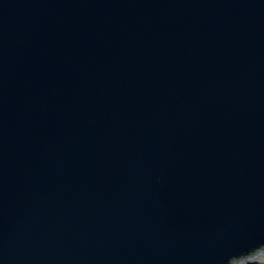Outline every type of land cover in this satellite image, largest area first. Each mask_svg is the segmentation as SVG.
Here are the masks:
<instances>
[{
	"label": "water",
	"instance_id": "water-1",
	"mask_svg": "<svg viewBox=\"0 0 264 264\" xmlns=\"http://www.w3.org/2000/svg\"><path fill=\"white\" fill-rule=\"evenodd\" d=\"M262 246L264 0H0V264Z\"/></svg>",
	"mask_w": 264,
	"mask_h": 264
},
{
	"label": "rangeland",
	"instance_id": "rangeland-1",
	"mask_svg": "<svg viewBox=\"0 0 264 264\" xmlns=\"http://www.w3.org/2000/svg\"><path fill=\"white\" fill-rule=\"evenodd\" d=\"M255 258L257 259L256 264H264V254L259 253L255 256ZM236 264V263H235ZM242 264H248L247 262L243 261Z\"/></svg>",
	"mask_w": 264,
	"mask_h": 264
},
{
	"label": "bare ground",
	"instance_id": "bare-ground-1",
	"mask_svg": "<svg viewBox=\"0 0 264 264\" xmlns=\"http://www.w3.org/2000/svg\"><path fill=\"white\" fill-rule=\"evenodd\" d=\"M264 254V253H262ZM257 259L254 257H250V258H247V259H244V260H241L239 262H237L236 264H242L243 261L247 262L248 264H256V261Z\"/></svg>",
	"mask_w": 264,
	"mask_h": 264
},
{
	"label": "trees",
	"instance_id": "trees-1",
	"mask_svg": "<svg viewBox=\"0 0 264 264\" xmlns=\"http://www.w3.org/2000/svg\"><path fill=\"white\" fill-rule=\"evenodd\" d=\"M260 248H264V246H262V247H260ZM260 248H259V249H260ZM254 253H255V251H253V252L251 253V255L254 254Z\"/></svg>",
	"mask_w": 264,
	"mask_h": 264
}]
</instances>
